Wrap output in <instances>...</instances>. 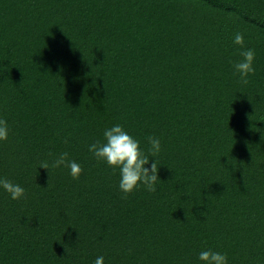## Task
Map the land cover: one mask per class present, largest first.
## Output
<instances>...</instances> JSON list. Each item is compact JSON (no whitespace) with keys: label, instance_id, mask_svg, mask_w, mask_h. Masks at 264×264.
Masks as SVG:
<instances>
[{"label":"trees","instance_id":"obj_1","mask_svg":"<svg viewBox=\"0 0 264 264\" xmlns=\"http://www.w3.org/2000/svg\"><path fill=\"white\" fill-rule=\"evenodd\" d=\"M0 119V264H264V0H0ZM116 124L159 138L154 193L88 151Z\"/></svg>","mask_w":264,"mask_h":264},{"label":"clouds","instance_id":"obj_2","mask_svg":"<svg viewBox=\"0 0 264 264\" xmlns=\"http://www.w3.org/2000/svg\"><path fill=\"white\" fill-rule=\"evenodd\" d=\"M234 44L240 46L241 59L233 64L234 75L239 76V83L247 85L249 77L254 75L255 69L253 62L255 60V51L251 48L244 49V34L237 32L234 35ZM8 138V125L3 119H0V141H6ZM67 143V140H65ZM150 148L148 154L140 148V142L131 136L122 125L116 124L111 128L105 129L103 133V142L96 141L88 146V151L98 163H104L108 168L119 170V190L124 198H127L134 190L143 186L149 193L156 191L158 179V164L152 159L150 167L149 156H156L161 150L160 140L157 137H148ZM69 169L73 180L79 178L82 168L79 163L69 159L67 152L61 153L54 158L51 163L42 161L39 168L48 170L50 167ZM0 189H3L12 200H19L25 196V189L19 184L13 183L7 178H0ZM200 264H227V256L221 252L212 249L201 250L198 254ZM95 264H104V257L99 256Z\"/></svg>","mask_w":264,"mask_h":264}]
</instances>
